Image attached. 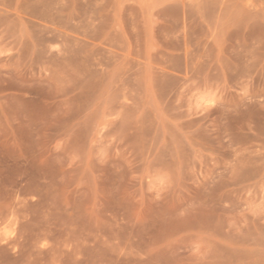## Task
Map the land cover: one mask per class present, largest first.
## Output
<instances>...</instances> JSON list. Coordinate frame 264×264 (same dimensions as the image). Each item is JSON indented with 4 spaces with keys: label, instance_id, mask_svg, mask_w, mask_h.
Masks as SVG:
<instances>
[{
    "label": "rangeland",
    "instance_id": "1",
    "mask_svg": "<svg viewBox=\"0 0 264 264\" xmlns=\"http://www.w3.org/2000/svg\"><path fill=\"white\" fill-rule=\"evenodd\" d=\"M0 264H264V0H0Z\"/></svg>",
    "mask_w": 264,
    "mask_h": 264
}]
</instances>
